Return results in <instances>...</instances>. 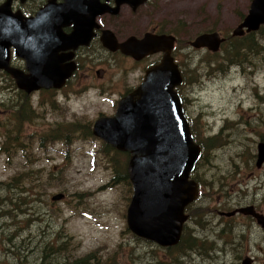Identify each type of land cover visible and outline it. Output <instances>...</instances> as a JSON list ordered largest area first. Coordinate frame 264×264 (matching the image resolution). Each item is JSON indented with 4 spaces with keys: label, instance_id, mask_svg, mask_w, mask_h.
Returning <instances> with one entry per match:
<instances>
[{
    "label": "rangeland",
    "instance_id": "obj_1",
    "mask_svg": "<svg viewBox=\"0 0 264 264\" xmlns=\"http://www.w3.org/2000/svg\"><path fill=\"white\" fill-rule=\"evenodd\" d=\"M251 1L158 0V19L171 23L184 47L179 63L188 82L179 93L190 130L199 142L221 135L202 153L195 174L200 194L186 208L183 239L175 249L128 229L132 187L116 177L113 164L126 165L127 156L107 151L92 134L94 121L112 116L126 96L120 98L119 91L131 87L119 86L125 64L92 44L97 56L84 60L75 86L30 94L0 70L5 81L0 82V264H43L46 254H51L46 264L85 256L87 264L97 259L99 264H243L247 253L256 256L250 264H264V229L250 217L240 224L217 220L218 209L230 210L236 202L264 207V162L256 166L258 144L264 143V38L254 41L251 55L241 51L245 62L223 61L227 47L243 38L230 34ZM210 31L227 38L218 52L188 46ZM22 172H29V179H13ZM57 193L63 197L52 201ZM226 226L230 230L222 232ZM187 240L195 245L184 249Z\"/></svg>",
    "mask_w": 264,
    "mask_h": 264
},
{
    "label": "water",
    "instance_id": "obj_2",
    "mask_svg": "<svg viewBox=\"0 0 264 264\" xmlns=\"http://www.w3.org/2000/svg\"><path fill=\"white\" fill-rule=\"evenodd\" d=\"M60 8L57 18L68 16L77 20L74 31L64 35L54 24L52 32L46 30L41 39L37 30L46 17L42 11L36 18L23 20L9 13L8 2L0 6V68L13 74L17 87L27 93L39 88L61 87L70 68L54 63L55 51L60 45L64 48L86 43L91 35L93 15L88 17V10H76L71 3ZM263 23L264 0H252L247 15L231 35L256 31ZM108 32H104L101 40L110 50L120 49L136 59L159 50L165 53L159 64L146 70L142 83L118 101L112 116L94 121L92 134L128 153L126 171L132 186L126 210L128 229L158 245L173 246L179 242L187 219L184 209L198 195V184L190 176L201 155V147L194 141L190 121L176 90L183 78L170 56L175 37L146 34L142 39L130 37L119 43ZM26 34L31 36L26 38ZM223 41L218 31H212L198 34L189 44L217 52ZM10 46L26 60L28 75L9 68ZM263 146L264 143L258 144L257 166L264 162ZM62 197V193H57L51 200Z\"/></svg>",
    "mask_w": 264,
    "mask_h": 264
},
{
    "label": "flooded vegetation",
    "instance_id": "obj_3",
    "mask_svg": "<svg viewBox=\"0 0 264 264\" xmlns=\"http://www.w3.org/2000/svg\"><path fill=\"white\" fill-rule=\"evenodd\" d=\"M6 2H8L9 13H11V15L20 16L23 20L36 18L39 13H41V11L46 15L43 20V25H41L39 30H37L38 32H40L39 37L41 35L42 37L45 36L46 30L52 32L54 24L64 35H69L74 31V22H76L77 20H74L68 16L61 17V20L57 18V16L59 15L58 13L61 9L60 7L62 5L68 6L71 3L72 6L76 8V10L80 8L88 10V17L89 15H93L91 35H89L90 37L86 43L78 44L76 47L72 46L64 48H62L63 46L60 45L55 51V58L57 61L53 62L62 68L66 66L70 68V73L65 78V80H63L61 88L65 86H75L76 83H78L77 81H74V78L79 75L78 73L80 68H85V65L87 63H85L84 60L86 59L88 61L89 58H94L97 56L96 51L90 48L92 44H96L97 48H101L105 53L113 55L114 58L120 59L122 61V64H125V67L122 68V70L124 71L123 75L119 78V86L131 87H129V89H127L126 91H119L120 98L125 95H128L131 91H133V89H135L142 83L144 75L148 68L155 66L161 62L163 55L165 54L164 51L161 50L143 55L141 58L136 59L133 56L122 52L120 49L110 50L106 48L103 45L101 38L105 31H109L108 33H111L119 43L126 41L130 37L142 39L146 34H152L157 36H174L175 41L170 50V56L173 58L174 62L178 64L183 78L182 84L177 87L178 92L181 91L182 85L184 83V74L179 63V56L181 55L179 53L182 52L184 47L181 48V46H178V36L169 29L171 23L167 22L165 25H163L161 20L158 19V0H0V6ZM162 8L163 6L160 5V11ZM88 21L89 28L90 19H88ZM247 33L245 32L242 36ZM30 34H26V38ZM220 36L224 38L223 43H225L227 38L224 37L221 32ZM42 37L40 38L42 39ZM189 42L190 40L187 41L188 46L190 45ZM9 50V68L12 70L21 71L23 74L28 75L29 70L26 65V60L19 57L15 53L13 46H10ZM84 56L86 58H83ZM91 69L92 68H89V70ZM1 71H5V73H7V75L10 77L9 80L11 81L12 85L18 86L17 80L13 74L4 69H1ZM130 75H133L134 77H130ZM3 79L4 77L0 75V82H5ZM2 85L3 84H0V86ZM8 86L11 85L8 84ZM63 89H60V87H51L40 88L36 91L57 92ZM23 92L25 94L31 93H27L25 91ZM260 166L261 165L257 167ZM242 203H244V205H240L241 202H236L235 206H233L230 210H225L222 208L218 209V222L225 225H229L232 224L231 222H229V220L233 219V223L240 224L243 220H247V218L245 217H250V220L256 222L262 229H264V207L261 205L258 206L253 202L249 201ZM221 229L223 230L222 232L230 230V228L227 226L222 227ZM249 255V253H247V255H242L243 257L246 256L245 258H243V264H250L251 261L256 259V256L251 257ZM232 256L234 259H236V256L234 254Z\"/></svg>",
    "mask_w": 264,
    "mask_h": 264
},
{
    "label": "trees",
    "instance_id": "obj_4",
    "mask_svg": "<svg viewBox=\"0 0 264 264\" xmlns=\"http://www.w3.org/2000/svg\"><path fill=\"white\" fill-rule=\"evenodd\" d=\"M257 33V35H259L258 37H257V35L255 36V34ZM257 37V38H256ZM232 38V37H231ZM258 38H264V26H261L257 31H255V32H250V33H247V34H245L244 36H243V38H241V40L240 41H238L239 40V38H238V44H235V45H229L228 47H227V49H226V53L223 55L225 58H224V60L223 61H226L227 63H239V64H241V63H243V62H245V61H240V58L242 57L241 56V51L242 50H247V51H249V54L248 55H251V53H252V50H253V48L251 47L252 46V44H254L255 42V40L257 41V39ZM224 44V43H223ZM223 44L221 45V46H223ZM257 49H258V47H256V51H257ZM258 52H259V50H258ZM257 52V53H258ZM219 71H222V72H224L225 71V69L223 68V67H219ZM186 80H188V78H187V76L185 75V73H184V83H183V85H185L187 82H186ZM182 85V86H183ZM180 88V87H179ZM178 88V89H179ZM23 113H24V107L22 106L21 108H20V110H17V115H18V117H16V119L17 120H22V115H23ZM192 129L194 130V126H193V123H192ZM221 138V135L220 134H218V135H213V136H211V137H206V138H204V139H202V140H200V142L198 141V139H197V136H195V141L201 146V149H202V153L204 154L205 152H206V147H208V145H214L215 146V144H216V142L219 140ZM106 143V142H105ZM107 144V143H106ZM108 146H107V151L111 148V150L113 151H117V153L119 154H123V155H125V156H127L128 157V155H127V153H124V152H120V151H118V150H116V149H114V148H112L109 144H107ZM202 153H201V157L199 158V160L197 161V163H196V166H195V169H194V171H193V173H192V178H194V180L196 179L195 178V174H196V172H197V168H198V165H199V163L201 162V158H202ZM119 160V159H118ZM127 160H128V158H127ZM125 161L123 160V161H120L119 160V162H118V164L116 165V161H115V163H113L114 164V166H115V175H116V177L117 178H122L123 180L125 179L128 183H130L129 182V180H128V176H127V172H126V165H127V163H126V165H125V163H124ZM119 165H121V167L119 168L118 166ZM28 175H29V172H22V173H20L17 177H15V178H13V179H15V180H18V181H25V179H29L28 178ZM196 181V180H195ZM19 192L20 193H26L27 192V190L26 189H24V188H21V190H19ZM184 228H185V225H184ZM181 240L175 245V246H172V247H169V248H171V249H175V248H177V246L182 242V237L180 238ZM193 239V238H192ZM183 242H184V240H183ZM195 245V242H194V240H187L186 242H185V244H184V249L185 248H192V246H194ZM62 250V248H58L57 250H56V252H59V250ZM56 257L58 256V255H55ZM51 257V254H46L45 256H44V262H43V264H46L47 263V261L49 260V258ZM59 258H60V260H67V259H64V258H61L60 256H58ZM67 258H70L69 256L67 257ZM88 258V256H85V257H82V258H78V259H72V260H67L66 262L67 263H64V264H87L86 263V259ZM99 261L100 260H96V262H97V264H99ZM62 264V263H61ZM91 264V263H90Z\"/></svg>",
    "mask_w": 264,
    "mask_h": 264
},
{
    "label": "bare ground",
    "instance_id": "obj_5",
    "mask_svg": "<svg viewBox=\"0 0 264 264\" xmlns=\"http://www.w3.org/2000/svg\"><path fill=\"white\" fill-rule=\"evenodd\" d=\"M206 226V225H205Z\"/></svg>",
    "mask_w": 264,
    "mask_h": 264
}]
</instances>
